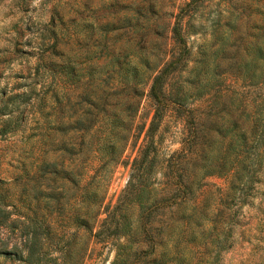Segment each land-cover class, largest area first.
Wrapping results in <instances>:
<instances>
[{
	"label": "rangeland",
	"instance_id": "obj_1",
	"mask_svg": "<svg viewBox=\"0 0 264 264\" xmlns=\"http://www.w3.org/2000/svg\"><path fill=\"white\" fill-rule=\"evenodd\" d=\"M186 1L0 0V98L10 100L6 110L13 107L24 114L17 125L10 122L0 129L2 187L15 192L17 183H22L30 189L55 191L58 199L47 202L53 226L63 225L64 216L76 213L88 219L91 230L97 227L102 206L116 200L126 181L141 140L136 129L151 113L146 96L150 76L169 55L171 25ZM193 4L195 10L184 16L196 28L186 36L190 56L198 47H215L222 40L218 70L228 90L240 87L230 70L253 36L264 46V0H193ZM115 57L117 61L112 60ZM63 65L76 69L79 77L62 80ZM131 66L137 68L135 77L128 74ZM116 69L128 80L118 77ZM226 95L220 98L224 105ZM191 106L201 117L198 125L211 134L209 129L226 117L208 96L193 100ZM105 114L122 117L130 129L123 130L119 158L99 190L101 203L84 206L77 198L81 176L85 166L95 163L94 127ZM4 118L7 113L0 112V125ZM164 125L165 147L174 148L180 125L172 117ZM242 125L248 129L247 122ZM53 166L68 171L71 179L42 172ZM86 168L89 174L92 169ZM228 185L223 175L202 178L194 201L207 213L204 226H183L174 206L164 209L152 222V250L136 264H205L210 257L211 264H264V151L243 201L230 196ZM74 229L77 238L71 247L82 252L79 264H110L113 250L108 244L93 241L81 227ZM216 234L219 247L213 248L209 241ZM15 236L0 225V249H9ZM144 245L139 242L138 247ZM15 263L0 254V264Z\"/></svg>",
	"mask_w": 264,
	"mask_h": 264
},
{
	"label": "trees",
	"instance_id": "obj_2",
	"mask_svg": "<svg viewBox=\"0 0 264 264\" xmlns=\"http://www.w3.org/2000/svg\"><path fill=\"white\" fill-rule=\"evenodd\" d=\"M195 8L193 0H187L176 13L169 55L151 74L148 83L150 116L146 124L143 122L136 129L135 136L141 133V140L129 162L126 181L116 200L102 206L103 215L97 227L91 230L88 219L76 213L64 216L65 223L55 227L47 209L48 200L58 199L55 191L30 189L17 183L18 189L12 192L2 187L0 180V192H4L0 196V225L16 235L11 247L0 249V254L13 259L15 264H79L82 252L74 251L71 244L77 238L74 227H81L93 241L108 244L113 250L110 264H136L152 250L155 235L152 222L167 207L177 209L183 226H204L207 213L194 201L204 176L227 177L230 196L243 201L263 160L264 46L254 36L247 43L244 54L233 61L230 70L242 84L228 90L217 64L224 52L222 40L215 47H198L190 56L186 36L196 28L184 16ZM189 61L191 64L187 65ZM60 68L62 80L72 82L79 77L69 65ZM114 73L128 80L118 69ZM128 74L135 77L137 68L131 66ZM52 92L55 96V91ZM225 95L229 100L224 105L220 98ZM204 96L210 97L212 105L219 106L226 115L209 129L213 134L198 125L201 117L191 106L193 100ZM0 99L3 101L4 97ZM8 102L5 99L0 106V112L7 113L0 129L10 122L17 125L24 118L22 109L6 110ZM167 117L180 125L178 145L171 149L165 147L162 135ZM243 122H247L248 129ZM94 128L95 163L84 167L77 195L84 206L101 203L99 190L119 158L125 142L122 132L130 126L122 117L105 114L96 119ZM86 167L92 169L89 174ZM42 172L71 179L68 171L54 166L43 168ZM219 237V234L210 237L213 248L219 247ZM139 242L144 247H138ZM212 260L210 257L205 264H211Z\"/></svg>",
	"mask_w": 264,
	"mask_h": 264
}]
</instances>
